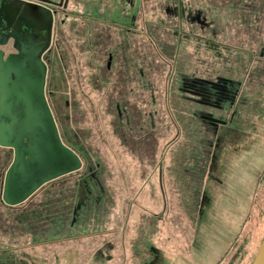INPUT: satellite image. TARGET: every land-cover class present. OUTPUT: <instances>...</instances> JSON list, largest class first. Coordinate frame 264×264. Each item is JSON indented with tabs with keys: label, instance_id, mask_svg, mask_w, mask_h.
Segmentation results:
<instances>
[{
	"label": "rangeland",
	"instance_id": "rangeland-1",
	"mask_svg": "<svg viewBox=\"0 0 264 264\" xmlns=\"http://www.w3.org/2000/svg\"><path fill=\"white\" fill-rule=\"evenodd\" d=\"M203 1L210 8L233 3ZM64 13L48 56L46 95L60 138L82 167L10 207L2 191L13 156L0 147V264H146L153 244L137 234L149 223L172 264H251L264 237V119L261 144L249 159L257 168H238L221 186L208 183L210 174L221 175L228 144L243 141L239 133L255 119L244 115L249 127L236 136L221 132L218 141L179 91L180 74L226 67L214 65L211 53L196 54L193 42L180 44L158 22L125 21L118 38L115 0H71ZM245 91L253 109L264 79L250 80ZM81 181L89 192L74 215ZM206 186L217 214L200 235L210 245L196 246Z\"/></svg>",
	"mask_w": 264,
	"mask_h": 264
},
{
	"label": "flooded vegetation",
	"instance_id": "flooded-vegetation-1",
	"mask_svg": "<svg viewBox=\"0 0 264 264\" xmlns=\"http://www.w3.org/2000/svg\"><path fill=\"white\" fill-rule=\"evenodd\" d=\"M23 1L41 6L45 10L28 4H17L24 13L17 18L11 17L8 22H3L0 25V43H3L1 48L7 56L19 54L21 51L17 46L20 47L23 44H27L31 39L36 46L35 48L38 47L42 51L41 61L47 68V85L49 71L47 61L56 33V26L59 22L57 18L62 13L65 17L69 16L64 11L67 10L71 0ZM235 1L241 4L236 5ZM263 1L233 0V3L230 2L231 6L225 9L205 6L203 0H158V3L153 0L146 5L143 2L140 5L138 0H115L119 9L115 21L121 22L120 25H116L117 30L119 29L116 35L118 38L122 36L123 23L125 21L132 23L133 26L141 21L148 24L158 22L155 26L165 29L171 28L172 34H174L180 44L182 42L183 44L193 42L196 54L202 55L203 51L211 53L214 65L227 68V70L225 68V71L217 73L180 74L179 91L181 92V97L196 106V116L203 121L206 127L220 141L219 135L221 132H230V134L236 136L238 128L248 127L246 123L249 122L243 123L242 118L244 115L239 114L238 109L240 106L245 109L248 108L249 104L245 105L246 101L249 103V97L247 98L245 95L248 82L250 80L258 81L264 79ZM141 8L143 12L148 10V14H139ZM46 9L52 12L51 23H49L50 15ZM65 21L66 18L61 19L59 25L64 24ZM233 25H237L236 28L241 29L244 33L242 32L241 36L236 34L233 31ZM127 32L133 35L138 33V31L131 28H127ZM253 37H255V41H252ZM236 41L240 45L235 46L234 43ZM252 44L255 46H252ZM120 45L122 46V44ZM109 60L108 66L111 65V60H113L112 53L109 55ZM198 60L202 61V58L200 57ZM236 64H240L241 68H238ZM236 73L239 76L241 75L242 78L239 79L241 76L239 78L234 77ZM262 94V97L260 95L258 97L260 99L255 101L254 108L251 109L253 114L260 113V110L264 114V91ZM18 111L16 109L15 116ZM7 122L10 123L9 120ZM256 122L255 120L252 125H249L254 129ZM16 130L18 131V128ZM19 134V132L11 134L6 142L14 143L16 135ZM16 144L20 151L25 144H29V141L27 137H24L21 143ZM2 148L8 150L9 157L13 156L12 162L4 175L5 182L7 172L14 162L15 148ZM81 183L84 182L81 181ZM86 190L89 192L87 185ZM32 195L18 205L9 206H22Z\"/></svg>",
	"mask_w": 264,
	"mask_h": 264
},
{
	"label": "water",
	"instance_id": "water-1",
	"mask_svg": "<svg viewBox=\"0 0 264 264\" xmlns=\"http://www.w3.org/2000/svg\"><path fill=\"white\" fill-rule=\"evenodd\" d=\"M17 4L45 10L23 0H0V25L11 17L22 16L24 12ZM46 11L51 23L52 12ZM2 46L3 43H0V146L15 148L14 162L3 185L2 199L6 204L15 206L45 184L80 170L82 161L60 138L45 95L47 68L41 61L42 51L35 48L31 39L27 44L17 46L21 51L19 54L7 56ZM16 109L19 111L15 116ZM17 132L20 134L16 135L15 142L7 143L11 134ZM24 137L29 144L19 151L16 143H21ZM86 197V185L81 183L74 215L81 209ZM251 264H264V237Z\"/></svg>",
	"mask_w": 264,
	"mask_h": 264
},
{
	"label": "crops",
	"instance_id": "crops-1",
	"mask_svg": "<svg viewBox=\"0 0 264 264\" xmlns=\"http://www.w3.org/2000/svg\"><path fill=\"white\" fill-rule=\"evenodd\" d=\"M241 76V75H240ZM239 74H235L234 77L239 78L240 77ZM249 110L251 111L249 113ZM249 110L245 109L243 106H240V108L238 109L239 114L246 115V114H250V117H253V119H255L257 122V124L255 125V128L253 130H251V128H249V132H240L238 137H244L243 141H238L239 139H237V141H235V143H229L227 149H225V151L227 150L228 153H226L225 157L223 158V160L225 161V164H223L224 161H222L220 164V171H221V175H212L211 174L208 178V183H214L216 182L217 185L221 186L222 183H224L226 180L223 177H230L232 175L233 172L237 171L238 168H242V167H249V168H257V164H252L253 161H249V159H253L252 157V152L256 151L259 147V145L261 144V130H260V126L259 123L264 119V114H262L261 110L260 113L258 114H253L252 110L249 108ZM249 127V126H248ZM252 131V132H251ZM215 161V157L213 159ZM248 163V164H247ZM215 163L212 162L211 165V171L214 169L215 167ZM225 167H226V171H225ZM225 174V176H224ZM225 192V190H224ZM216 199H215V195L214 194H210L209 191L207 190V186L205 187V190L203 192V196H202V201L200 203L199 209H198V215H197V221H196V240H195V245H205L204 240H200L201 238V233L203 232V229L205 230V225L208 226L209 224H213L210 223L211 221L214 220L213 216L214 214H217L216 209ZM147 229L144 231H146V233L142 234V232L139 234H137L140 237L145 238V240L149 241L150 243L152 242L153 245L148 246V248L150 249V254L151 257L148 258V262L146 264H172V262L170 261V258L167 259L166 254H168L169 256V252H167L165 249H163L162 247H160V245L157 244L156 240L154 241L151 236L154 234V236L156 235L157 231L155 230V228L153 227V225L147 224L146 225ZM153 228V229H152ZM161 230V229H160ZM165 241V240H163ZM167 242H164V246L165 247ZM168 244V243H167ZM210 244H206L205 246H209ZM138 257V261L143 263V259H145L142 254H137ZM142 260V261H141Z\"/></svg>",
	"mask_w": 264,
	"mask_h": 264
}]
</instances>
